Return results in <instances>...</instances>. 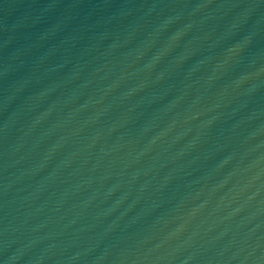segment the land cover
<instances>
[{
    "label": "water",
    "instance_id": "water-1",
    "mask_svg": "<svg viewBox=\"0 0 264 264\" xmlns=\"http://www.w3.org/2000/svg\"><path fill=\"white\" fill-rule=\"evenodd\" d=\"M0 264H264V0H0Z\"/></svg>",
    "mask_w": 264,
    "mask_h": 264
}]
</instances>
